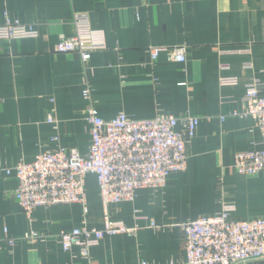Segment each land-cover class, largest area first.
<instances>
[{"label": "crops", "instance_id": "0c3cea01", "mask_svg": "<svg viewBox=\"0 0 264 264\" xmlns=\"http://www.w3.org/2000/svg\"><path fill=\"white\" fill-rule=\"evenodd\" d=\"M75 12L87 13L91 27L105 34L106 48L86 63L75 52L54 50L60 35L73 34ZM5 15L33 25L37 35L0 40L2 168L56 147L87 154L84 80L104 119L121 111L137 119L165 112L197 116L199 124L186 144L184 171L170 174L160 189L142 188L133 201L109 205L111 219L140 226L136 232L105 237L87 258L77 246L63 250L55 237L81 225V206H39L29 219L14 197V173L0 170V264H182L178 223L214 214L224 204L234 205L232 219L264 218V171L241 175L232 166L237 152L258 148L260 132L251 117L230 115L242 109L252 81L264 95V0H0V23ZM179 45L186 47L183 62L165 51L151 60L147 51ZM221 64L228 69L220 70ZM221 76L237 83L221 85ZM86 197L87 222L101 227L93 174L86 176ZM134 210L161 227L135 219ZM32 230L48 237L20 238ZM6 238L17 241L9 246ZM237 264H264V257Z\"/></svg>", "mask_w": 264, "mask_h": 264}, {"label": "built area", "instance_id": "2783aa9c", "mask_svg": "<svg viewBox=\"0 0 264 264\" xmlns=\"http://www.w3.org/2000/svg\"><path fill=\"white\" fill-rule=\"evenodd\" d=\"M72 35H60L54 50L59 53L75 52L86 63L95 51L106 48L105 34L93 29L87 13L75 12L72 17ZM37 31L31 24L5 15L0 23V40L35 37ZM150 59H157L165 51L175 61L185 60L184 45L166 47L150 46ZM250 67V65H246ZM221 64L220 70H227ZM221 85H235L236 77L221 76ZM82 96L87 102L83 110L88 124L90 144L86 155L75 148L56 147L39 152L32 161H18L12 167L2 168L6 174L14 173L17 181L14 197L30 219L35 208L77 203L82 209V223L70 230H62L56 238L63 250L73 246L80 255L89 257L91 247L102 239L118 234H134L140 227L128 226L122 221L112 220L109 205L122 201H133L142 188L160 189L165 186L170 174L184 171L187 163L186 144L199 124V118L187 115L183 119L173 114L158 112L150 118H132L119 112L110 119L102 118L94 106L86 80ZM242 109L232 110L231 116L251 117L260 132L259 146L253 150L239 151L234 156L233 169L237 174L255 175L264 171V95L256 81L246 87ZM225 115H219L224 120ZM52 122V117H47ZM182 124L183 130L178 126ZM96 178L102 206V226H90L86 197V176ZM232 204H224L211 215H203L183 221L177 226L183 232L184 261L182 264H237L264 257V218L232 219ZM135 219L148 221L151 228H160L154 219L138 214ZM48 237L43 232L32 230L20 238L34 241ZM17 238H6L12 246ZM138 264H149L140 260ZM174 264V263H171Z\"/></svg>", "mask_w": 264, "mask_h": 264}]
</instances>
